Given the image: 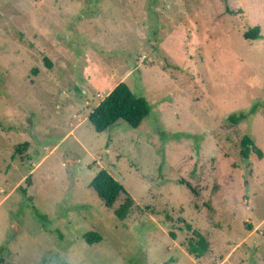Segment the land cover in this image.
Segmentation results:
<instances>
[{"label": "rangeland", "instance_id": "1", "mask_svg": "<svg viewBox=\"0 0 264 264\" xmlns=\"http://www.w3.org/2000/svg\"><path fill=\"white\" fill-rule=\"evenodd\" d=\"M120 82L150 112L97 132ZM0 264H264V0H0Z\"/></svg>", "mask_w": 264, "mask_h": 264}, {"label": "trees", "instance_id": "2", "mask_svg": "<svg viewBox=\"0 0 264 264\" xmlns=\"http://www.w3.org/2000/svg\"><path fill=\"white\" fill-rule=\"evenodd\" d=\"M261 37L260 26L251 27L244 33L246 39L254 40ZM47 65L50 66L49 63ZM149 112L148 101L144 97L136 95L127 83L120 82L91 110L88 118L97 132H103L119 120L125 121L131 127H138ZM244 116L245 114L241 113L239 116H230L229 119L235 122ZM241 145L242 153L247 157L251 145L254 146V141L250 136L244 135ZM25 181L30 183V176ZM91 185L108 208H112L120 196L124 195L122 203L114 210V213L121 220L128 218L135 200L124 185L108 170L100 169L92 179ZM188 227L190 226L188 225ZM194 234L197 239L188 241V251L194 257L201 258L208 250L209 241L199 231H194ZM85 239L89 244H93L102 238L99 233L90 231L85 234Z\"/></svg>", "mask_w": 264, "mask_h": 264}]
</instances>
